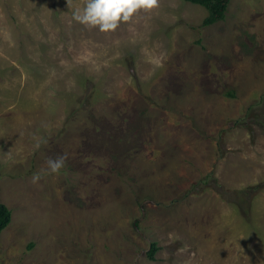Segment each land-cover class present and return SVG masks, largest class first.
I'll return each mask as SVG.
<instances>
[{"label":"rangeland","instance_id":"rangeland-1","mask_svg":"<svg viewBox=\"0 0 264 264\" xmlns=\"http://www.w3.org/2000/svg\"><path fill=\"white\" fill-rule=\"evenodd\" d=\"M84 4L0 0V264H264V0Z\"/></svg>","mask_w":264,"mask_h":264},{"label":"clouds","instance_id":"clouds-1","mask_svg":"<svg viewBox=\"0 0 264 264\" xmlns=\"http://www.w3.org/2000/svg\"><path fill=\"white\" fill-rule=\"evenodd\" d=\"M156 7L158 0H85L82 10H73L72 18L86 27L109 32L132 20L140 10L151 11ZM61 166L62 160L49 161L52 172H57Z\"/></svg>","mask_w":264,"mask_h":264},{"label":"trees","instance_id":"trees-1","mask_svg":"<svg viewBox=\"0 0 264 264\" xmlns=\"http://www.w3.org/2000/svg\"><path fill=\"white\" fill-rule=\"evenodd\" d=\"M194 4L201 5L205 7L208 11L207 17L203 21V26L213 25L227 17V12L231 5L232 0H186ZM259 187V186H257ZM255 191V188H250ZM248 194V193H246ZM243 200L246 202L245 198ZM242 205V200L240 201ZM12 221V210L5 203L0 202V234L9 226ZM159 247L157 243L154 242L152 249L149 252V256L155 259L156 252Z\"/></svg>","mask_w":264,"mask_h":264}]
</instances>
